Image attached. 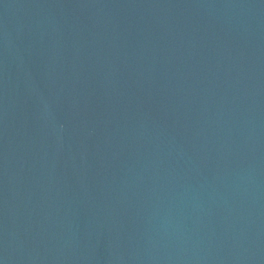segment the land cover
<instances>
[{"label": "water", "instance_id": "obj_1", "mask_svg": "<svg viewBox=\"0 0 264 264\" xmlns=\"http://www.w3.org/2000/svg\"><path fill=\"white\" fill-rule=\"evenodd\" d=\"M0 264H264V0H0Z\"/></svg>", "mask_w": 264, "mask_h": 264}]
</instances>
